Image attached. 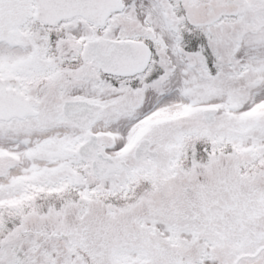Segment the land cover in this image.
<instances>
[{
    "label": "snow or ice",
    "instance_id": "obj_1",
    "mask_svg": "<svg viewBox=\"0 0 264 264\" xmlns=\"http://www.w3.org/2000/svg\"><path fill=\"white\" fill-rule=\"evenodd\" d=\"M0 264H264V0H0Z\"/></svg>",
    "mask_w": 264,
    "mask_h": 264
}]
</instances>
